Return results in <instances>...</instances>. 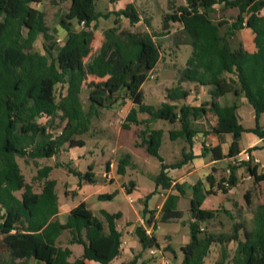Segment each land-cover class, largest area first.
Listing matches in <instances>:
<instances>
[{
	"label": "trees",
	"instance_id": "16d2710c",
	"mask_svg": "<svg viewBox=\"0 0 264 264\" xmlns=\"http://www.w3.org/2000/svg\"><path fill=\"white\" fill-rule=\"evenodd\" d=\"M40 1L0 0V264H29L31 260L36 264H87L86 260L111 264L119 254L121 234L115 223L119 212L100 210L95 213L80 201L70 209L67 220L60 222L56 181L48 177L52 166L37 168L35 179L40 186L35 190L33 184L26 181L16 159L26 155L33 160L50 158L65 144L69 147L84 145L80 135L91 129V120L99 108L110 107L117 101L100 90L105 84L103 81H90L87 87L94 86L98 91L88 92V108L84 109L81 92L89 76L100 79L111 76L122 81L125 97L135 106L129 109L121 126L124 129L139 126L137 145L144 146L160 162V170L153 177L155 188L145 196L143 214H152L146 208V200L158 186L165 189L172 186L166 169L179 167L192 157L190 151L184 152L179 161L163 163L159 154L163 130L152 127L156 120L179 123V129L169 130V137L182 138L188 144L198 132L197 120L203 118L207 120V132L231 135L226 153L218 145L203 149L211 152L214 160H230L227 178H221L216 184L223 193L237 184L235 170L241 165L246 166L255 182H264V173H257L255 164L236 162L243 132H252L264 141V127L259 124L264 113V0H184L175 10L164 14L159 35L166 33L170 22L180 24L191 53L179 72L178 84L167 89L168 101L158 106L145 103L141 90L161 56L160 45L154 39L158 34L139 33L118 26L122 17L131 25L140 20L133 2L118 10L103 12L95 9L97 0H68V8L58 22L66 36L57 46L44 12L34 6ZM50 1L57 4L65 0ZM216 3L238 10L234 22L224 29L226 21L211 17ZM111 14L114 26L103 31L98 51L90 56L96 21ZM76 24L81 27L76 29ZM244 27L254 33L256 49L253 52L240 44L233 47L230 43V36ZM38 35L44 38L45 53L33 50ZM87 57L89 59L85 60ZM182 82L210 86L211 99L199 105L177 106L169 102L188 95L180 85ZM57 84L62 85V90L65 88L58 96L55 94ZM227 93H232L236 100L230 104L216 100ZM240 95L254 109L253 127L245 128L238 120L237 98ZM139 113H147L148 118L140 119ZM209 115L215 117L212 124L207 119ZM41 117H44L43 122L39 121ZM58 128L60 133H56ZM129 159V154L119 159V173H123ZM69 171L80 180L94 181L91 165L83 173L71 168ZM207 181L211 187L214 185L210 174ZM224 182H227L226 187ZM174 187L183 193L180 184ZM133 188L134 183L126 186L127 191ZM191 188L189 241L181 246L182 260L174 264H204L212 244L220 245L219 256L213 264H264V203L257 204L253 210L251 228L246 229L233 221L229 232L214 233L202 226L218 213L217 209L202 207L212 190L204 189L199 180ZM247 193L244 198L249 205ZM112 197L107 193L98 195L100 199ZM176 197L167 196L161 221L181 215L175 210ZM151 221L152 215L147 223ZM63 231L69 233L70 244L82 245L81 256L70 260V248L57 244ZM135 233L143 249L158 247L155 237L143 226H136ZM230 242L236 244L232 252L227 248ZM122 264H137L136 258Z\"/></svg>",
	"mask_w": 264,
	"mask_h": 264
},
{
	"label": "crops",
	"instance_id": "0c3cea01",
	"mask_svg": "<svg viewBox=\"0 0 264 264\" xmlns=\"http://www.w3.org/2000/svg\"><path fill=\"white\" fill-rule=\"evenodd\" d=\"M127 0H116L111 2L114 5V10H118L123 8L127 3ZM123 3H126L124 6H121ZM121 6V7H120ZM99 11V10H98ZM81 27V24L75 25V28L78 29ZM245 29L251 33V42L248 48H245L249 52H253L256 48L254 45V33L250 28L244 27ZM66 36V32L63 30L62 39L64 40ZM160 60V59H159ZM159 61L157 62V64ZM156 64V66H157ZM154 67V69L156 68ZM190 83L189 86L192 88L183 87L187 90L188 95L180 100L176 101H169L171 103H175L177 106H181L182 104H189V105H199L201 102L209 101L211 99L210 94V86L208 85H200L195 82H186ZM182 84V83H181ZM142 87V86H141ZM221 104H230L236 97L232 93H227L224 96L216 99ZM165 101H168L166 98ZM238 108H237V116L240 122L241 120V106L243 105H250L246 98L243 95H240L237 98ZM126 106V110L124 113V118L129 111V109L134 105V103L129 99L125 98L124 105ZM253 108V107H252ZM254 111V109H253ZM148 118V114L144 113ZM264 113L261 114L260 119H263ZM209 122L212 124L215 121V117L209 115L208 118ZM161 120H156L153 123H159ZM152 123V127L156 129H162L163 135L161 139V144L159 147V154L163 158V163L165 164H172L174 162L179 161L182 158V154L185 152H191L192 157L189 158L186 163L179 167L175 168H167L166 173L171 178L172 186L170 188H162L158 186L155 189V192L146 200V208L148 211H151L152 214L145 213L143 214V207L139 206L136 208L137 212L141 211V215H138L136 219H131L129 213L130 210L127 207L120 206L115 211L109 208L110 204L116 200V198L120 195V193L126 194V199L129 203L133 204L136 200L140 201L144 205L145 196L150 194L154 188L153 185L145 186L141 189L140 186H137L135 181L134 188L131 191H127L126 183H125V174H126V167L132 166L133 170H137V163L136 160L141 156V150L145 149L144 146L137 145L138 142L133 137H130V134L126 136L122 135V131L120 130L116 135V141L114 148L110 150V154H101V156L97 157L93 163H91V172L93 182H87L85 180H80L74 173L69 171V179L70 182L65 183V188L63 192V199H60V196L57 192V185L58 179L56 177H50L53 169H56L52 165V169L49 172V178L54 179L56 181L55 190L58 197V214L57 218L60 222H65L67 220L69 211L72 207L76 206L80 201H84L89 209L93 212L98 213L100 210H105L109 213H120V217L115 220L116 228L120 232V246H119V254L111 261V264H122L127 263L133 258H136L137 264L145 262L147 264H174L180 262L183 258V253L181 250V246L186 244L189 241V226L188 223L192 220L191 212H190V199L192 197V185L195 184L198 180L203 182L204 189H211L212 193L207 195L202 202V207L206 209H215L213 203H210L208 206L206 201L207 199L215 195L217 192L221 191L217 189V182L221 179H218V173L226 167L229 170L228 166L230 160L228 158H222L219 160L212 159L211 152H205L204 146L206 148L220 146L223 153H226L228 150V146L231 142V135L230 134H221L216 135L214 133H209L207 120L206 118L197 120L198 132L192 137L191 144H188L182 138L170 139L169 137V130H177L179 129V123L169 124L168 128L164 130L161 126H154ZM166 123V122H162ZM264 127L263 124H260ZM136 126V125H135ZM243 126V125H242ZM244 127V126H243ZM253 127V126H250ZM245 127V128H250ZM133 125L126 130H132ZM124 129V128H122ZM135 134V133H134ZM245 136L244 141L241 145V139ZM137 136V134H135ZM129 136V137H128ZM168 137L170 142H166L163 145V139ZM81 138V137H80ZM123 138H127V141H124ZM239 141V148L240 151L244 149H251L250 152L259 158L260 163L256 165L257 173H264V141L255 135L252 132H243ZM178 142V143H177ZM119 149V150H118ZM117 150V152H115ZM146 150V149H145ZM162 150L165 151V155H163ZM72 151L74 154H72ZM144 151V150H142ZM68 153L69 159L73 160L76 157H85L88 151L84 145L81 147H70ZM129 154L130 159L129 162L125 165L123 173L118 172V161L124 155ZM117 155H119L118 159H116ZM53 157V156H52ZM179 157L178 159H175ZM51 158V157H50ZM160 163V162H159ZM251 165H253L251 163ZM160 170V169H159ZM81 173L85 172L86 170H77ZM138 171V170H137ZM243 171V165L238 166L235 170V174L238 178V182L235 186L229 188L227 192L222 193L227 196V203H231V195L235 194L233 189L237 185H241V173ZM159 171L155 173H150V177H153L158 174ZM249 173V172H248ZM211 175L213 186L211 187L207 181V176ZM250 175V174H249ZM248 175V177H250ZM180 184L183 193H179L178 189L174 187V184ZM65 191L71 192L66 194ZM248 192V191H247ZM112 194L113 197L110 199H100L98 198L99 194ZM169 194L176 195L175 201V210L181 212V215L177 218H173L167 221H161L160 216L162 214V206ZM248 196V193H247ZM75 197V201L72 198ZM71 200H70V199ZM229 208H225L226 213L231 214L228 210ZM187 215L186 218H183V215ZM152 215V221L147 223L148 217ZM141 225L146 229V232L152 234L158 247H152L155 251L154 254L150 253L151 248L143 249L139 240L138 236L135 233V227ZM67 233L66 239L62 240V236ZM69 233L67 231H63V233L58 237L57 244L62 247H68L72 251L71 259L81 256L83 252V247L80 244L68 242ZM234 247L232 243H228L227 248L231 250ZM219 244H212L210 247V251L208 255L205 257L204 264H213L215 260L219 256ZM33 261V260H31ZM30 261V262H31ZM33 263H35L33 261ZM87 264H99L93 260H86ZM36 264V263H35ZM42 264V263H38Z\"/></svg>",
	"mask_w": 264,
	"mask_h": 264
},
{
	"label": "rangeland",
	"instance_id": "374dc122",
	"mask_svg": "<svg viewBox=\"0 0 264 264\" xmlns=\"http://www.w3.org/2000/svg\"><path fill=\"white\" fill-rule=\"evenodd\" d=\"M127 2H133L136 5L140 13V20L131 25L127 18L122 17L118 25L119 28L130 29L139 33L147 31L151 34H158L154 37V39L160 45V60L156 68L149 74L148 78L144 81L141 87L143 101L147 104L158 106L166 100L167 89L178 84L179 72L185 65V62L191 53L188 38L183 32L180 24L170 22L166 33L164 35H159L161 34L160 29L162 16L175 10L179 5L184 3V0H127ZM126 3H123L121 6H124ZM68 5V0L57 4L52 3L50 0H41L40 3L34 4V6L44 12L45 22L52 30L54 41H56V38L62 37L63 29L58 22L60 16L67 10ZM95 9L103 12L115 11L114 5L110 2V0H97L95 2ZM237 13V8H226L222 4L216 3L213 7V11L211 12V17L216 21H226L227 24L222 27V29H224L229 24L234 22ZM113 20L114 15L111 14L108 18L100 17L96 21L93 29L94 40L92 42V51L90 56H93L98 51L100 43L104 38L103 31L111 26H114ZM229 40L233 47L240 44L243 48H248L251 42V33L245 29H239L235 31L232 36H230ZM44 42L43 36L38 35L37 39L33 43V50L45 53L43 50ZM58 44L59 43H57V46ZM53 53H55V50H53ZM88 59L89 57L85 60ZM90 81H103L105 84L100 90H103L104 93L109 95L111 98H117V101L110 107L99 108L98 113L91 120V129L80 135V137L84 140L85 148L88 151L85 157H76L73 160L69 159L68 153H70V147L67 144L63 145V147H61V149L51 158L33 160L27 155L23 157H16L26 181L31 182L35 190H38L40 186L39 180L35 179L37 168L49 164L56 168L53 169L50 177H56L58 179L57 192L60 199H63L65 183L70 182V179L68 178L69 168L76 171L87 170L88 165L93 163V161H95L97 157L101 156V154H110V150L113 149L115 145L116 135L120 130H123V136L130 134V137H133L140 142V138L138 137L139 126L133 125L132 130L122 129L121 126L126 110V106H123L126 97L124 95L122 81L111 76H106L101 79L89 76L86 83L83 85V90L81 92V100L84 109L88 108V92L91 90L94 92L98 91V88L94 86L87 87V83ZM189 84L190 83L182 82L180 85L191 89L192 86H189ZM60 91H63L62 86L57 85L55 90L56 94ZM240 114V123L244 127L255 125L254 111L251 105L241 106ZM144 116L147 115L144 113L138 114V117L140 118H145ZM39 121L43 122L44 119H39ZM162 122L166 121L161 120V122L153 123V125L156 127L161 126L164 130H166L169 124H167V122ZM263 122L264 115L263 119L259 121V124H263ZM134 133L137 134V136ZM245 136H248V134H245L241 139V145ZM123 140L127 141V138H123ZM162 141L163 145L166 142H170L167 136ZM140 150L142 152L141 156L135 159L138 171L133 170L132 166H127L125 183L126 186H128L129 182L135 181L137 186H140L142 189L145 186L153 185L154 180L150 177V173L159 171L160 163L156 157L150 155L145 149ZM115 152H117V150H115ZM162 152V154L165 155V151L162 150ZM72 154H74L73 151ZM118 157L119 155H117L116 159H118ZM178 158L179 157H176L175 159ZM228 174L229 172L227 168L224 167L218 173V179L227 178ZM248 175L249 173L247 168L243 165V171L240 177L241 185L239 184L233 189L235 194L231 195V203H227V196L221 191L207 199V205L209 206L210 203H213L214 208L218 210V213L214 219L203 223L202 226L204 229L214 233L229 232L233 221L243 224V227L246 229L251 228L253 210H255L257 204L264 203V182H255L253 178L250 175V177H248ZM224 186L226 187L227 185L224 183ZM247 191L248 199L250 201L249 205L246 204L244 198V193ZM72 199L75 201V197ZM120 206L127 207L130 210L129 215L131 219H136L138 215L142 214L141 211L137 212L136 208L144 205L138 200L131 204L126 199V194L120 193L116 200L110 204L109 208L115 211V209ZM225 208H229L228 210L231 212V216L223 211ZM186 217L187 215L185 214L182 219L184 220ZM66 237L67 233H65L61 238L64 240ZM230 243H232L235 247L236 244L234 242ZM234 247L230 250L231 252ZM1 254L2 253H0V255ZM29 264L35 263L31 261Z\"/></svg>",
	"mask_w": 264,
	"mask_h": 264
},
{
	"label": "built area",
	"instance_id": "2783aa9c",
	"mask_svg": "<svg viewBox=\"0 0 264 264\" xmlns=\"http://www.w3.org/2000/svg\"><path fill=\"white\" fill-rule=\"evenodd\" d=\"M62 41H63L62 37H58V38H56V42H57V43L60 44V43H62ZM57 85L62 86L61 84H57ZM56 87H57V86H56ZM55 90H56V88H55ZM64 90H65V88H63V92H64ZM59 93H60V92H59ZM59 93L56 94V92H55L56 96H58ZM40 119H44V117H41ZM60 132H61V129H60V128L56 129V133H60ZM240 161H249V162L252 163V164H258V163H260L259 158H257L256 156H254V155L250 152L249 149H244V150H242V151L239 152V154H238L237 157H236V162H240ZM228 172H229V170H228ZM224 183H225V185H227V182H224ZM119 246H120V244H119ZM150 253H151V254H154L155 251L151 248V249H150Z\"/></svg>",
	"mask_w": 264,
	"mask_h": 264
},
{
	"label": "water",
	"instance_id": "95a60500",
	"mask_svg": "<svg viewBox=\"0 0 264 264\" xmlns=\"http://www.w3.org/2000/svg\"><path fill=\"white\" fill-rule=\"evenodd\" d=\"M133 184V182H129V186H131Z\"/></svg>",
	"mask_w": 264,
	"mask_h": 264
}]
</instances>
